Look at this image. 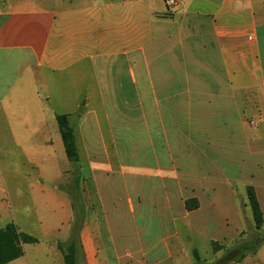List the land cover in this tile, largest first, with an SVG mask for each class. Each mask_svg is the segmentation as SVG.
Segmentation results:
<instances>
[{"label": "crops", "instance_id": "obj_1", "mask_svg": "<svg viewBox=\"0 0 264 264\" xmlns=\"http://www.w3.org/2000/svg\"><path fill=\"white\" fill-rule=\"evenodd\" d=\"M57 114L69 115L75 129L76 165L67 158ZM137 126L140 138L127 136L126 127ZM165 143L176 182V200L166 194L167 205L178 216L161 239L165 257L154 261L173 258L167 240L179 238V216L187 220L194 254L207 246L213 255V241L244 233L248 186L264 214V0H179L172 11L166 0H0V230L14 224L23 232L12 189L18 206L40 201L64 216L60 222L52 216L50 230L35 208L33 216L26 211L42 225V240L52 233L67 239L74 209L71 195L61 193L62 183L69 189L62 163L78 165L77 191L83 199L90 192L97 204L88 218L76 212L74 219L83 221L87 263L154 264L143 247L131 249V217L116 227L118 243L110 231L111 249L95 214L101 209L107 219L106 200L135 212L132 175L155 176V195L164 192ZM138 154L147 160L133 173L124 159ZM189 199L199 207L188 211ZM162 219L168 228L169 218ZM23 248L8 264H29ZM231 264H264V243Z\"/></svg>", "mask_w": 264, "mask_h": 264}, {"label": "rangeland", "instance_id": "obj_2", "mask_svg": "<svg viewBox=\"0 0 264 264\" xmlns=\"http://www.w3.org/2000/svg\"><path fill=\"white\" fill-rule=\"evenodd\" d=\"M139 114V112H133V114ZM72 124L78 128L77 125L81 122V119L76 117L71 120ZM140 129L134 128V127H126V134L127 136H131V138H140ZM139 136V137H138ZM82 148L84 151L85 157V163H89L90 161V148L87 146V140L85 138H82ZM139 141L138 139H135L133 141L132 145H136L137 148ZM164 152L165 157L163 160L164 165V174H163V191L164 192H158V196L155 194L157 193L156 185L157 180L155 179V176L153 177H137L135 175H132L129 178V183L131 184V199L133 208L135 209V212L132 214L129 213L128 208L126 206H123V204H120L119 206L110 207V203L107 202V211L108 216L107 219L105 218V215L102 214L101 209L98 210V214H95V216H100L102 218V234L103 237L108 244V248L110 247L112 249V245L110 244L109 235L110 231L114 238L116 239V242L118 243L120 240L118 237V230L116 227L123 224V220H126V223H128V219L131 217V232H132V240H131V249L133 252L140 251L143 247L146 251H148V257L149 260L152 261L154 264H175L176 261L179 262V264H207L208 262L211 264H214L219 259H222L227 253V249H232L238 246L239 244L243 242H251L254 238H256L263 230H258L255 227L254 219H253V213L251 210V207L248 203V201L245 202V204L248 207V211L246 212V215L244 218V224L246 226V229L243 234L240 236H237L235 238L229 239L225 242H221L222 249L219 251H214L213 255L209 251L210 249L206 247H200L198 249V257L200 258L199 262L194 254V243L193 239L190 236V232L188 230V223L187 220H184L179 216L180 220L175 226L179 230V238L175 239H169L167 240V243L169 247L171 248L173 258L167 261H164L162 263L155 262V258L163 259L166 255V252H164L163 244L161 243L162 237H165L167 233L172 232V225L173 221L172 218L178 216L176 212H178L177 209H174L172 211L169 206L167 205V197L171 196L172 202H175L176 200V189H174V186H176L174 175H172L169 170H171V159L167 157V144H164ZM147 160L144 156L141 154H138L132 158L126 157L124 159V163L126 166H131L133 168L132 172L134 173L136 171L135 166L142 165L143 161ZM88 161V162H87ZM149 161V160H148ZM69 165H65L62 163V168H67L69 170V189L67 190L65 185L61 184V193L62 194H70L73 199V209H74V216H73V223L71 226L70 234L67 239L59 240L58 238H53L54 233H52V236L50 239L42 240L44 235V229L40 223L37 222L35 217L32 219H27V210L30 211V214L33 216L34 208L39 214L41 221H46V224L48 225V228L52 230V223L51 218L52 216H57L58 222L63 221L64 216L60 213H51L48 212L47 209L42 206L40 201H37L35 204H33V207H22L18 206V194L13 191L12 189H9V196L13 202L14 210H16V221L19 224L20 228L24 233H29L30 235L38 238L39 243L37 244H31L28 246L26 244L27 249V255H28V262L29 264H65L64 257L60 253L61 250L58 249V244L61 243L64 248L67 247L68 243L71 240L72 233L74 230V219L76 212L78 214L82 213L85 215V218H88V214L92 213L93 209L97 204L92 202V196L91 193L86 192L90 195L87 199H83V195L81 191H77V181L76 177L79 174V168L77 166H73L72 168H68ZM128 169V168H127ZM130 170V169H128ZM81 173V172H80ZM90 177H88L86 183L89 180ZM159 179V178H158ZM128 180V179H126ZM160 180V179H159ZM158 180V181H159ZM79 182L81 180L79 179ZM161 183V180H160ZM151 186V187H150ZM159 188V186L157 187ZM161 188V187H160ZM63 189V190H62ZM104 193V192H103ZM122 193V192H120ZM161 193V195H160ZM123 194V193H122ZM239 194V192H238ZM239 196V195H238ZM27 198V197H26ZM78 199V200H77ZM124 199V196H123ZM122 199V200H123ZM127 197L125 198L126 201ZM21 201V200H20ZM19 201V202H20ZM123 203V202H122ZM239 205L241 206V209H245L243 207V200L239 196ZM247 210V209H245ZM244 213V211L242 210ZM162 217H168L169 223L168 228L164 227L162 225ZM77 218V216H76ZM85 221V220H84ZM128 226V224H127ZM166 226V224H165ZM82 227H83V221H82ZM146 232H144V230ZM82 230V229H81ZM143 230V231H142ZM82 233V232H81ZM140 237V238H139ZM101 244H103V241H99ZM110 242V243H109ZM110 244V245H109ZM113 244V243H112ZM59 250V251H58ZM180 251H184L180 253V255H177V253ZM186 252V253H185ZM139 253V252H138ZM79 264H88L87 259L85 257V254L82 250V239L80 238L79 241Z\"/></svg>", "mask_w": 264, "mask_h": 264}, {"label": "trees", "instance_id": "obj_3", "mask_svg": "<svg viewBox=\"0 0 264 264\" xmlns=\"http://www.w3.org/2000/svg\"><path fill=\"white\" fill-rule=\"evenodd\" d=\"M56 119L63 138L67 158L76 165L80 162V155L76 142L75 129L70 123L69 115L57 114ZM246 192L248 203L253 213L255 227L259 231L263 230L264 214L256 191L252 186H248ZM198 207L199 203L196 199H189L186 201V208L188 211L195 210ZM73 226L74 230L67 247L64 248L61 243L58 244L59 250L63 253L65 264H79V241L82 229V220L80 217L76 218ZM37 243H39L38 238L24 232H19L16 225L9 224L6 228L0 230V264H8L22 257L24 254L23 245ZM263 243L264 231L251 242H243L235 248L227 249V254L214 264H231L240 261L248 255L255 254ZM212 247L214 251L222 249V246L216 241L212 242ZM195 256L197 260L201 262L197 252H195Z\"/></svg>", "mask_w": 264, "mask_h": 264}, {"label": "built area", "instance_id": "obj_4", "mask_svg": "<svg viewBox=\"0 0 264 264\" xmlns=\"http://www.w3.org/2000/svg\"><path fill=\"white\" fill-rule=\"evenodd\" d=\"M179 4V0H166V5L169 11H172L174 8H176ZM250 40H253V38H250Z\"/></svg>", "mask_w": 264, "mask_h": 264}]
</instances>
